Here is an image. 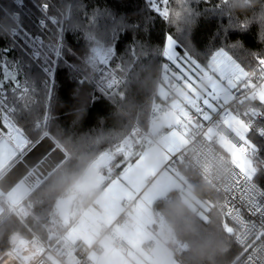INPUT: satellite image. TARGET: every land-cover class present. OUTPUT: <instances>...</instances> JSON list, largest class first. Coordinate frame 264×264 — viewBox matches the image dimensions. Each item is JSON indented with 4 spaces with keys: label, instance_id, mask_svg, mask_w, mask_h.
I'll use <instances>...</instances> for the list:
<instances>
[{
    "label": "trees",
    "instance_id": "1",
    "mask_svg": "<svg viewBox=\"0 0 264 264\" xmlns=\"http://www.w3.org/2000/svg\"><path fill=\"white\" fill-rule=\"evenodd\" d=\"M22 1V9H17L13 0H0V35H9L10 30L19 28L22 16L31 18L36 14L32 7L25 10V0ZM27 3L35 5L36 0H27ZM105 3L106 0H50V10L59 17L60 13L64 15L62 23L60 21V38L65 44L68 37H72L73 43L94 42V47H114L118 32L123 34L125 27L139 25L145 37L144 45L122 55L111 66L107 60L102 62L104 68L96 61L82 65L78 78L73 74L79 71L78 65L68 61L57 64L53 73L60 72V79L53 77L51 100L31 65H22L19 58H7L10 71L32 91L25 94V99L30 95L28 102L17 116L24 150L47 135L66 155L60 166L19 204L27 212L23 220L25 226L49 243L57 241L67 230L61 227L57 218L56 201L75 193L74 187L99 155L107 153L110 159L100 169L104 184L117 177L135 158L133 153L130 160L125 161L124 153L119 149L127 147V140L130 142L133 124L147 130L149 114L158 102L157 86L166 60L160 40L155 36L162 39L164 31L171 33L182 42L181 50L185 48L202 67L219 49L248 72L264 65V0H154L160 16L151 10L148 0H130L128 7L132 11L127 15L132 19L139 17L134 25H125L123 14L121 19L114 17L106 7H101ZM14 13H18L17 21L12 17ZM229 33H235V36ZM192 36L195 41L190 39ZM110 39L112 45H108ZM3 64L4 58H0V70ZM100 72L103 76L97 79ZM77 79L83 82L78 83ZM0 80H3L1 71ZM68 86L72 87L71 103L62 99ZM94 91L102 95L103 103L89 115L88 106L96 98ZM253 107L264 114V103ZM249 138L257 147L252 156V180L264 193V138L255 132H251ZM137 150L135 147L133 152ZM176 171L187 181L192 194L208 202L210 207L204 219L182 201L177 191L168 194V201L154 202L153 211L163 218L170 236L184 245L178 248L173 242H167L172 258L178 264H234L241 249L234 241L231 226L215 208L219 194L183 163ZM99 189L77 196L72 219L93 204ZM51 216L55 223H49ZM15 233L30 235L14 215L6 213L0 217V257L8 252L9 239Z\"/></svg>",
    "mask_w": 264,
    "mask_h": 264
},
{
    "label": "built area",
    "instance_id": "2",
    "mask_svg": "<svg viewBox=\"0 0 264 264\" xmlns=\"http://www.w3.org/2000/svg\"><path fill=\"white\" fill-rule=\"evenodd\" d=\"M13 3L21 9L22 0H13ZM12 17L17 21L18 13ZM63 19L64 15L60 13L61 23ZM13 32L10 30L9 35ZM206 68V74L194 81L188 75L169 68L158 83V102L149 114L147 130L133 124L129 139L138 150L151 148L157 143L158 136L150 135V125L164 113L174 112L177 116L175 129L185 131V134L181 147L170 154L167 165L176 170L183 163L219 194L220 200L215 208L231 226L234 241L241 249V255L234 264H264V193L251 175H245L234 166L221 144L223 141L244 156H253L257 152L249 134L255 132L264 138V114L253 107L264 102V65L248 72L219 49L208 58ZM180 92H185L189 101L181 98ZM222 93L229 95L228 102H222ZM206 101L214 108V113L209 121H198L207 112ZM258 123L263 124L257 126ZM239 133L247 140L241 139ZM18 138L22 139L21 135ZM249 144L250 153L247 151ZM122 151L125 158L134 153ZM153 182L154 179L149 178L147 185H153ZM0 200V214L14 215L30 233L29 236L16 237L11 248V253L22 261L6 256L0 264H91L86 250L79 244L65 240L49 243L40 239L25 226L23 220L27 212L22 206L12 205L4 195ZM128 215L129 208H125L122 217L99 223V238H105L122 249L117 230ZM157 223L163 225L160 217Z\"/></svg>",
    "mask_w": 264,
    "mask_h": 264
},
{
    "label": "crops",
    "instance_id": "3",
    "mask_svg": "<svg viewBox=\"0 0 264 264\" xmlns=\"http://www.w3.org/2000/svg\"><path fill=\"white\" fill-rule=\"evenodd\" d=\"M176 63L178 61L174 60L175 67L181 66ZM196 67L199 69L197 72L191 67L181 70L194 81L207 71L206 66ZM220 99L226 103L229 95L222 93ZM206 103L207 112L198 121L207 122L214 113L210 103ZM184 134L185 131L179 129H168L157 137V144L149 149L137 150L135 158L127 163L118 176L101 186L93 204L79 217L71 218L70 226L61 239L84 248L91 264H178L166 246L170 234L157 223L160 215L153 211V204L164 197L168 201V194L174 191L179 193L182 201L185 198L183 191L178 189V178L175 177V174H180L167 165L170 154L181 147ZM122 149L133 151L134 147L129 142L127 147L119 150ZM15 158L16 154H11L7 160L0 162V176L13 164ZM149 178L154 179L153 185H147ZM186 198L195 205L190 195ZM127 207L129 215L117 230L122 246V249H118L107 239L99 238L98 224L122 217Z\"/></svg>",
    "mask_w": 264,
    "mask_h": 264
},
{
    "label": "snow or ice",
    "instance_id": "4",
    "mask_svg": "<svg viewBox=\"0 0 264 264\" xmlns=\"http://www.w3.org/2000/svg\"><path fill=\"white\" fill-rule=\"evenodd\" d=\"M130 0H106L104 5L110 13L117 19H121L123 14V22L125 25L137 24L136 19H132L127 15L132 9L128 7ZM148 6L156 15H162L159 9L154 6V0H148ZM32 7L36 13L31 18L22 16L20 27L17 28L11 35H0V58H4L3 64V80H0V130L8 131L9 133H18L20 131L17 116L24 109L28 102L29 96L25 99V94L32 93L27 84H22L19 76L10 71L7 64V58H19L21 64H29L32 69L38 73V78L43 82V88L48 92V98L52 96V80L60 79V72L53 73V68L57 64L65 61L71 64L78 65L79 71L73 74L78 78L80 76L81 66H86L93 61L99 63L101 68L105 65L102 63L107 60L108 66L116 60L121 59L122 55H127L134 52L138 46H143L145 37L142 28L125 27L123 34L117 33L113 46L94 47L93 43H73L72 37H68L67 45L60 38L61 23L60 17L50 10L48 0H36L35 5H30L25 0V10ZM42 10V11H41ZM230 36H235V33H229ZM248 34L246 33V36ZM23 36V39L20 37ZM155 39L160 40V46L167 54L171 49L173 53L181 52V43L177 41L171 33L164 31L162 39L155 36ZM190 39L195 41V37ZM27 41V43H25ZM110 39L108 45H112ZM9 45H12L10 48ZM110 58V59H109ZM167 58V57H166ZM68 71H72L71 68ZM103 76V72L98 73L97 79ZM78 83L82 80L77 79ZM83 82V81H82ZM49 84L51 89H49ZM23 85V86H22ZM95 99L91 100L88 106V113L91 115L94 109H97L103 103L102 95L94 91ZM62 99L71 103L73 101L72 87L68 86L64 92ZM19 142V138L17 137Z\"/></svg>",
    "mask_w": 264,
    "mask_h": 264
},
{
    "label": "water",
    "instance_id": "5",
    "mask_svg": "<svg viewBox=\"0 0 264 264\" xmlns=\"http://www.w3.org/2000/svg\"><path fill=\"white\" fill-rule=\"evenodd\" d=\"M166 65H162L165 71ZM179 96L189 101L185 92ZM177 116L174 112L164 113L150 125L149 133L157 137L168 129L175 128ZM66 159L65 153L47 135L35 142L14 164L0 176V193L12 204H20L44 179ZM107 153L99 155L85 171L81 182L74 187V194L56 201L54 209L62 228L70 226L73 202L78 195L98 190L104 183L100 169L109 162Z\"/></svg>",
    "mask_w": 264,
    "mask_h": 264
},
{
    "label": "rangeland",
    "instance_id": "6",
    "mask_svg": "<svg viewBox=\"0 0 264 264\" xmlns=\"http://www.w3.org/2000/svg\"><path fill=\"white\" fill-rule=\"evenodd\" d=\"M22 3H23V1H22ZM22 6L23 5H21V9H22ZM17 9H19L18 7H17ZM181 49H183V47H181ZM180 54V55H179ZM179 54H175V53H173L172 52V50L170 49L169 50V52L166 54L165 53V51H164V58H165V64H167L166 66V69H165V71H163V75H164V73L169 69V68H172V69H174V70H176V71H178L179 73H181L182 75H184V73H183V71H184V69L183 68H189V67H191L193 70H195L196 72L199 70V69H197V67H196V65L197 66H199V64H198V62H196L195 60H193V58H191L190 57V55H189V53L186 51V49L184 48V50H181V52L179 53ZM184 56V57H183ZM167 57V58H166ZM188 58V59H187ZM183 59H186L187 61H181V60H183ZM174 60H179V62L178 63H176V64H178V65H181V66H178V68H177V66L175 67L174 65H172L173 64V61ZM189 61V62H188ZM193 62V63H192ZM188 63V64H187ZM190 63V64H189ZM170 65V66H169ZM183 66V67H182ZM202 67V66H201ZM88 68V67H87ZM203 68V67H202ZM183 71H182V70ZM88 70H89V72L91 73V74H93L92 72H91V70L88 68ZM1 74H2V76H3V74H4V70H3V67H1ZM207 102V101H206ZM206 105H207V103H206ZM208 107V106H207ZM212 107V106H211ZM213 108V107H212ZM214 109V108H213ZM227 126V128H230L231 129V127L230 126H228V125H226ZM175 129V128H174ZM238 136L241 138V139H243L244 141H246L247 139L241 134V133H239L238 134ZM16 138V137H15ZM253 142V141H252ZM125 143H129V140H127ZM130 144H132V142L130 141ZM221 144H222V148H223V150L224 151H226V153L229 155V157L231 158V160H232V162H233V164H234V166L238 169V170H240L242 173H244L245 175H251L252 173H253V171H254V165H253V162H252V156L249 154L248 156H244L242 153H240V152H238V151H236V150H234V149H232V148H230V147H228V145L226 146V144L222 141L221 142ZM225 145V147H224V145ZM133 145V144H132ZM250 146V148L247 150V151H249V153L251 152V144H249ZM133 147L135 148V146L133 145ZM8 149H10V150H8ZM12 149V150H11ZM25 148H24V144H23V142H22V139H21V141H15V139L14 138H11V137H8V136H2V137H0V162L4 159V160H7L8 158H9V156L11 155V154H16V158H15V160H14V162H13V164L26 152L25 150H24ZM119 151H121V150H119ZM135 153V152H134ZM124 154H125V152H124ZM132 156H130V155H128V157H126L125 158V155H124V160L125 161H129L130 160V158H131ZM170 160V159H169ZM168 160V161H169ZM1 164V163H0ZM12 165V164H11ZM169 169H171V168H169ZM172 170V169H171ZM176 175V176H175ZM174 176L175 177H177L178 178V189L180 190V191H183V193H184V195H185V198H183V201L187 204V206H189L191 209H193V210H195L196 212H198V214L202 217V218H204V219H206V212H207V210L209 209V207H210V205H209V203L208 202H206V201H201V200H199L198 198H196L193 194H192V192L190 191V187H189V184L187 183V181L184 179V177H182L181 175H177V174H175ZM78 184V183H77ZM190 195V199H191V201L193 202V203H195V205L194 204H192L191 202H190V200H188L186 197L187 196H189ZM0 196H1V194H0ZM2 197V196H1ZM1 201V200H0ZM1 211V210H0ZM6 214V213H5ZM1 215V214H0ZM2 216H3V214H2ZM2 216H0V217H2ZM162 219V223L164 224V225H161V226H164V228H162V229H165L166 230V228H165V226H166V223H165V221L163 220V218H161ZM49 223L50 224H52V223H55V218H54V216H51L50 217V219H49ZM227 231H229L230 232V228H227ZM20 235H22V236H25V235H23V234H19V233H15V234H13V235H11V237H10V239H9V242H10V248H9V250H8V252L7 253H5L4 255H3V257L1 256L0 257V263L1 262H3L4 261V257H6V256H10V257H13L17 262H21L22 261V259L20 258V257H18L17 255H15V254H12L11 253V248L13 247V244H14V242H15V240H16V237H19ZM61 238H59V239H57V240H60ZM62 240V239H61ZM168 241H171V242H173L178 248H182L184 245L179 241V240H176L175 238H173L172 236H170L169 238H168ZM167 241V242H168ZM166 242V243H167ZM166 246H167V244H166ZM170 249V248H169ZM10 252V253H9ZM6 255V256H5Z\"/></svg>",
    "mask_w": 264,
    "mask_h": 264
},
{
    "label": "bare ground",
    "instance_id": "7",
    "mask_svg": "<svg viewBox=\"0 0 264 264\" xmlns=\"http://www.w3.org/2000/svg\"><path fill=\"white\" fill-rule=\"evenodd\" d=\"M180 55V54H179ZM184 57V56H183ZM188 59V58H187ZM185 61H187V60H185ZM178 62H179V60H178ZM183 62V61H182ZM189 62V61H188ZM184 63V62H183ZM193 63V62H192ZM188 64V63H187ZM190 64V63H189ZM173 65V64H172ZM170 66V65H169ZM184 69V68H183ZM19 135H20V133L18 132V133H9L8 131H3V130H0V137H2V136H8V137H11V138H14V139H16L17 137H19ZM16 137V138H15ZM22 137V136H21ZM19 141H21V138L19 139ZM23 141V140H22ZM157 144V143H156ZM224 145V144H223ZM227 146V145H226ZM224 147H225V145H224ZM229 147V146H228ZM126 150V149H125ZM127 151V150H126ZM254 177V176H253ZM202 180V179H201ZM104 184V183H103ZM206 184V183H205ZM19 205V204H18ZM73 208V207H72ZM128 208V207H127ZM8 214V213H7ZM156 214V213H155ZM3 215H5V214H3ZM0 216H2V215H0ZM159 217H161V216H159ZM162 218V217H161ZM164 225V224H163ZM163 228H164V226H162ZM84 249V248H83ZM10 253V252H9ZM6 256V255H5ZM3 257V256H2ZM14 257V256H13Z\"/></svg>",
    "mask_w": 264,
    "mask_h": 264
}]
</instances>
